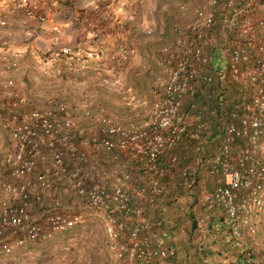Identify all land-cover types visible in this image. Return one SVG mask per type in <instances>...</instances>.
Segmentation results:
<instances>
[{
	"label": "built area",
	"instance_id": "built-area-1",
	"mask_svg": "<svg viewBox=\"0 0 264 264\" xmlns=\"http://www.w3.org/2000/svg\"><path fill=\"white\" fill-rule=\"evenodd\" d=\"M74 1L3 0L2 72L15 73L25 64L27 47L12 46L10 40L12 17L18 9L40 30L63 39L29 55L44 78L61 72L83 78L91 70L104 71L105 61L112 63L124 56L123 42L113 36L107 44L106 28L94 21L93 13L103 5H115V19L130 21L140 0H85L82 11L72 10L55 19L61 8ZM178 12L190 20L183 28L171 24L176 37L171 47L160 49L152 88L155 98L148 115L139 121L116 120L102 106L75 107L61 101L22 114L25 95L14 90L8 75L0 79V135L5 131L9 142L2 163L10 179L0 177L4 194L0 199V260L27 244L84 228L80 215L65 210L57 198L40 215L30 213L31 194L50 179H65L87 208L103 213L105 246L113 259L122 264H164L175 257L173 237L160 227V220H149L131 203L121 184L129 177L126 171L116 182L96 165L86 171L78 163L86 159L84 146L103 151L113 161L120 154H125L126 161L127 154L148 175L143 191L146 201L154 204L165 191L162 178L168 169L160 156L174 149L190 127L204 128L196 99L214 84L215 77L222 87L225 79L232 84L233 93L222 104L226 110L232 100V107L220 118L217 142L207 146L201 157L206 174L222 180L205 192L204 201L218 210L229 229L227 241L242 248L246 264L257 263L259 249L252 240L264 212V0H200L189 10L180 6ZM75 33L82 41L73 42ZM211 59L217 61L215 68L213 63L207 66ZM128 91H122L125 98ZM83 120L94 129L89 130ZM75 145L81 146L75 154L77 164L68 168L63 152ZM175 160L170 154L168 163Z\"/></svg>",
	"mask_w": 264,
	"mask_h": 264
},
{
	"label": "rangeland",
	"instance_id": "rangeland-1",
	"mask_svg": "<svg viewBox=\"0 0 264 264\" xmlns=\"http://www.w3.org/2000/svg\"><path fill=\"white\" fill-rule=\"evenodd\" d=\"M84 1L85 0H75L72 4H67V6L60 9L59 15L54 16L55 19L65 17L72 10L82 11L83 9L81 10V5ZM199 3L200 0H140L136 3L137 14L135 18L130 21L115 19L117 16L115 5H112V8H110L108 4L103 5L99 12L93 13L94 21L98 25L105 26L106 32L107 30L111 31V33L113 32V36L122 41L126 47V53L124 56H118L112 63L108 61L104 62V69L106 70V68L111 66V70H91L83 78H80L77 75L61 72L56 74L53 78L48 79L38 74L28 58V60L25 61V64L15 73L2 72V64L0 61V79L8 75L13 81L14 90L25 95V104L21 106L19 110L22 114L31 108H44L48 103L59 101L78 107L82 100L88 104L89 107H94L90 101L95 97V90L96 93H105V95L108 96L112 94L114 96L113 100L116 101V103L113 104V108L110 107L109 109L105 103H96L95 106H102L112 117H116L117 113L114 109H116L117 106L122 107L124 110L130 106L126 103L125 94L122 92L125 88L127 89L130 87L128 80L130 76H137V74H140L141 76L142 74H145L144 71H147L151 76L150 81L148 79L145 88L142 87V84H139L141 89V92L139 93L140 99L135 103V114L130 118L132 120H140L146 117L151 109L152 100L148 98L147 94L152 93L150 85L153 84L152 82L159 69V67L156 69L155 60L158 59L160 49L163 46L171 47L174 41L173 39L175 38L171 29L168 30L167 35L163 39L154 34L157 30L158 24L160 25L161 30H164V20H160V23L157 19L158 16H161V14H169L170 16L171 14V19L169 18L170 23L172 24L177 21V23L183 28L190 19L185 15L179 16V7L183 6L186 10H189ZM111 12L113 14H110ZM20 13L21 12L19 11L17 13V16L20 19L12 20V24L10 25L12 36H14V39L11 41L12 46H26L30 53H40L43 48L56 45L63 41L60 34H49L47 31L40 30L35 22L30 21V18H25ZM114 14L116 15L115 17ZM185 14H188L187 11ZM23 21H27L25 22L26 24H24ZM31 22H33V24ZM24 25H27V27L25 28ZM30 26H32V30L28 28ZM26 32H32V36L28 35ZM80 37L81 35L75 33L73 36V42L77 43L82 41ZM75 38L78 39L76 40ZM109 40H111V38L107 39V44H110ZM160 40L162 42L164 41L163 44L160 43ZM145 43H149V46H151L152 55L150 56L149 54L150 57L146 56V48H142V51L138 52V45L141 47V45ZM216 62V59H211L207 66L213 63V66H211L215 68ZM215 80L216 78L214 77V83ZM223 84L225 87L230 88L229 90L233 88L232 84L226 79ZM126 112L122 117H129ZM117 118L119 117H116L115 119L121 120ZM87 127L89 128L90 125L87 124ZM210 144L211 143H208L206 147ZM8 147L9 142L7 141L6 132L4 131L0 135V177L4 181H10L9 177L5 174L4 165L2 163L3 152L8 149ZM95 151V155L100 157L101 160L97 159L99 162L98 164L92 161L89 165H96L103 173L108 172L107 170L114 171L118 169L116 167V161H113L110 157L104 155L100 150ZM109 160H111V163ZM106 163L108 165H106ZM122 164L118 163L119 166ZM110 166L112 167L111 169H109ZM125 168L126 165L124 163L123 169ZM52 195L53 196H50V199H47L52 202L57 198L60 200L61 206L65 207V210L70 213L79 214L84 221V228L76 231L71 230L67 237H63L65 235L63 233H57L52 239L39 241L32 244L31 247H29L31 244H27V248L24 246L16 250L6 259L0 260V264H122V262L113 259L111 255L108 256L105 252V239L102 230V212L99 213V211L87 208L85 204L74 195V193L71 194L73 205H66L63 203L56 193ZM189 196L190 195L187 194L182 195L183 199ZM3 197L4 194L0 191V199ZM74 198L78 202L79 207H74L76 206ZM50 201L49 203H46L44 209L47 208V204L49 205L51 203ZM91 215L100 218L96 223V230L89 226V224H91ZM262 222L264 223V221ZM258 227L259 225H257V228ZM92 234H95V236ZM196 240L197 238H195V241ZM254 245L259 249L260 256L264 257V232L261 231L258 238L255 239ZM48 250L51 251V255L49 256H47Z\"/></svg>",
	"mask_w": 264,
	"mask_h": 264
},
{
	"label": "crops",
	"instance_id": "crops-1",
	"mask_svg": "<svg viewBox=\"0 0 264 264\" xmlns=\"http://www.w3.org/2000/svg\"><path fill=\"white\" fill-rule=\"evenodd\" d=\"M2 2H3V0H0V4ZM18 11L21 12L19 9L15 10L14 15L12 17V20H19L20 19L17 16ZM20 14H22V13H20ZM164 15L169 16V14L168 15L167 14H161L162 17L158 16L157 19L159 21L160 20L162 21ZM169 18L171 19V14H170ZM161 21H160V23H161ZM25 22H27V21H23L24 24H26ZM31 23L33 24V22H31ZM24 26H25V28L27 27V25H24ZM28 28L31 29L32 26H30ZM162 31L163 30H161L160 25L158 24L157 30L154 34L156 36L160 37ZM40 32H42V31H40ZM26 33H28V35L32 36V32H26ZM112 33H111V31L107 30V37L108 38L113 37ZM49 34H50V32H49ZM13 39H14V36H12L10 40L12 41ZM75 39L77 40L78 38H75ZM138 43H140V42H138ZM149 43H145V44L141 45V48H148L150 50L151 46H149L150 45ZM45 44H47V43H45ZM29 55H30V52L27 51L25 61L28 60ZM129 88L131 89V92H129V91L126 92V103L130 106H129V108L124 110L122 107L117 106L115 104L117 107H116V109H114V111H116V113H117L116 117H119L117 119H121L123 114L126 111H127L126 113H128V116H129L127 118H131V116L135 114V112H134L135 103L138 101V99H140L139 93L141 91L132 89L131 86ZM94 92H95L94 93L95 97H94V99H92L90 101V103L93 106H95L96 103H105L110 109V107H112L113 104L116 103V101L113 100L114 96L112 94L110 96H108V95H105V93H96L95 90H94ZM143 92H145V91H143ZM147 96L152 101L155 98V95L153 93H148ZM80 104H86V103L81 100ZM133 120L139 121L136 119H133ZM85 124L87 125L90 123L85 122ZM88 129L93 130L94 128L92 125H90V127ZM201 145L205 151L207 148L206 144H204V143L202 144L200 140H198V139L197 140L186 139L184 141H181L179 143V145L176 146V148H174L173 150L166 151L160 156L161 164H163L164 166H167L168 169H167L165 176L162 178V181L165 184V191L161 195L159 200L156 201L154 204H150L146 201L145 193L143 191L145 189V186H146V183L148 180V175L143 172L140 164H137L136 162H132L131 160H129L127 157V154H126V161L124 160L125 154L119 155L118 160L116 161V167L118 168L117 170H114V171L107 170L108 172H105V174L107 175V177L109 179H112L113 181L119 182L120 181V174L123 171H126V174H128L129 177L125 182H122L121 184H122L123 188L125 189V191L129 194L132 204L140 207L143 210V213L145 214V216L151 221L158 220L159 218L165 216V214L169 217H173V221L172 222L170 221V223H173L174 226L175 225L177 226V227H175V230H176V228L181 229V227H183L184 224H179L176 216L180 215V210H179V208L175 209L174 204H178L180 207L182 206L183 209L187 210V209H189L190 203H188L189 202L188 201L185 204V200L183 199V197L177 196V193H178L177 191L180 189H183V187H181V188L176 187L174 184V181L177 178V174L175 173V168H179V166L186 164L187 168H191L193 170L192 167H194V169H195L197 164H198L197 161H195V156L197 154L196 149L199 148ZM80 148H81L80 145H75L72 148H69V149L65 148L64 149V152H63L64 161H65L68 168H71L72 166L77 164L75 154ZM84 148H86L85 149L86 159L83 162L78 163V164L82 169L89 171V169H88L90 166L89 164L92 163V161H94L95 163L98 164L99 162L97 159L101 160V158L97 157V155H95V152H96L95 150H97V149L87 148V146H84ZM172 153L177 155L176 164H169L168 163L169 155ZM104 155H106V154L104 153ZM106 156L109 157V155H106ZM87 161H89V162H87ZM109 161L111 163V160H109ZM122 162H123V164L125 163V165H126L125 169H123ZM118 163H121L122 165L119 166ZM106 165H108V164L106 163ZM111 168L112 167L110 166L109 169H111ZM115 171H117V172H115ZM194 179L195 180L192 182L193 184L192 183L188 184L185 192L187 194L188 193L193 194V197L195 199L193 201L195 203L192 202L193 204H192V206H190L191 207L190 211H192V213L196 216L198 214L199 209L200 210L202 209L204 211L206 209L205 204H204L205 203V201H204L205 192L208 191L209 189H211L215 184L220 183L222 180L220 178L217 179L215 177L208 176L205 172V169L201 166H199L197 168V171L195 172V178ZM71 192L72 191L67 189V183H66L65 179H60V180L50 179V180H48V183L46 186L38 188L35 192H33L31 194V197H30L31 207L29 210L35 216L40 215V212L43 211V209L46 207L45 206L46 203H49V201H50L47 198L50 199V196H53L52 194H55V193L59 196V198L62 200L63 203H65L66 205L67 204L73 205V200H72L73 198L71 196V194H73V193H71ZM184 195H185V193H184ZM175 196H177L176 201L175 202L173 200L171 201L170 198L172 199ZM189 198H190V196L186 197L185 199L189 200ZM74 200H75V198H74ZM168 200L170 202V206H168V205L165 206V202ZM75 204H76V206H74V207H79L78 202L76 200H75ZM47 206H49V205L47 204ZM162 210H164V211L161 213ZM203 216H204L203 220H205L206 215L203 214ZM174 218H175V221H174ZM90 219H91V221H90L91 224H89V226L93 227L96 230V223H97L98 219H100V218H97L94 215H91ZM179 233H180V230H179ZM179 233L175 232V231L173 232L172 244L175 247L177 254H179V256H180L182 254V251L180 248L181 238H180ZM92 235L95 236V234H92ZM176 261H177V259H176ZM168 264H173V261H171V262L169 261Z\"/></svg>",
	"mask_w": 264,
	"mask_h": 264
},
{
	"label": "trees",
	"instance_id": "trees-1",
	"mask_svg": "<svg viewBox=\"0 0 264 264\" xmlns=\"http://www.w3.org/2000/svg\"><path fill=\"white\" fill-rule=\"evenodd\" d=\"M165 17V18H164ZM164 20V30L161 33V39H163L167 33L168 30H172V26L170 23V19L167 16H163ZM177 23V21H175ZM178 24V23H177ZM173 31V30H172ZM173 36L176 37L175 32L173 31ZM175 39V38H174ZM173 39V40H174ZM164 42V41H163ZM163 42L160 40V43L163 44ZM174 42V41H173ZM142 48L138 45V52H141ZM149 51V53H148ZM146 56L148 57L152 55L151 49L149 50L146 48ZM149 56V57H150ZM160 57V51L158 58ZM150 59V58H148ZM158 60V59H157ZM157 60H155L156 69H158ZM153 65V64H152ZM158 71V70H157ZM145 74H137L131 75L129 80V84L132 87V89L135 90H141L139 87V84H142V87L145 88L148 83V79L150 81V74L147 71H144ZM153 83V82H152ZM151 88H153V84L150 85ZM207 89L203 94L199 96L198 99H196V102L198 101L199 106L201 107L203 111V122H204V128H200L199 130L194 129H188L186 133L181 138V141H184L186 139L190 140H200L203 144L208 143H214L218 140V134L220 129V118L225 114V112L232 107V100L229 101L228 107L225 110V107L223 108V103L225 99L229 100L230 94L233 93L232 90H229L230 88L221 86L219 80H216L214 84H211L210 86L206 87ZM236 91V90H235ZM236 93V92H235ZM236 99V98H235ZM234 99V100H235ZM214 111L215 113H211ZM191 130V131H190ZM202 138V139H201ZM179 142V143H180ZM179 143L176 145L178 146ZM176 146L174 148H176ZM199 147V146H198ZM201 147V148H200ZM199 148L196 149V156L195 161H197V166L193 170L191 168H187L186 164H183L182 166H179V168H175V173L177 174V178L174 181V184L176 187H183V189L176 190L177 196H182L185 192L188 184L192 183L195 179V172L197 171V168L199 166L203 167V164L201 162V157L204 154V148H202V145ZM173 150V149H172ZM201 150V151H200ZM101 151V150H100ZM102 153H104L102 151ZM174 154V153H173ZM176 160L174 164L177 162V155ZM197 159V160H196ZM174 168V167H173ZM180 170H184V175H180ZM193 184V183H192ZM175 191V192H176ZM129 195V194H128ZM187 195H190L189 200H185L189 204V209L185 210L180 207L178 204H174L175 209L179 208L180 215L176 216L179 224H184L183 227L176 228V225L174 226L173 223H170V221H173V217H169L165 214V216H162L160 219V227L166 229L168 233L173 237V232H178L180 230V238H181V244L180 248L182 251V254L179 256L177 254L175 249V257L166 259L164 261V264H168L169 261H173V264H246L245 258L243 257L244 251L242 248H239L238 246L231 245L227 241V237L229 234L228 226L223 223L222 216L219 215L218 210L213 207V205H209L207 202H205V211L200 210L198 211V214L195 216L191 210V207L193 203H195L193 194L188 193ZM170 198L172 201H176V197ZM131 201V199H130ZM193 202V203H192ZM132 203V202H131ZM170 206L169 200L165 202V206ZM143 211V210H142ZM164 210L161 211V213ZM203 214L206 215V219L203 220ZM197 217V218H196ZM156 221V220H154ZM175 221V218H174ZM264 212L261 214L259 222L257 225L259 227L256 229V232L254 233V237L252 242H255V239L258 238V235L262 232H264ZM129 226V223H128ZM181 226V225H180ZM179 226V227H180ZM78 230V229H73ZM70 231H64L62 232L65 234L63 237H67ZM195 238L197 240L195 241ZM105 239V237H104ZM32 245H29L31 247ZM27 248L28 246L25 245ZM175 248V247H174ZM66 249V248H65ZM106 249V246H105ZM106 254L110 256L109 251L105 250ZM51 255V251L48 250L47 256ZM258 261L256 264H264V257L260 256L258 253L257 255ZM177 259V261H176ZM175 260V261H174Z\"/></svg>",
	"mask_w": 264,
	"mask_h": 264
}]
</instances>
